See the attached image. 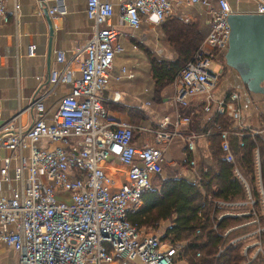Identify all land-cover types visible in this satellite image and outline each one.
<instances>
[{
  "label": "built area",
  "instance_id": "obj_1",
  "mask_svg": "<svg viewBox=\"0 0 264 264\" xmlns=\"http://www.w3.org/2000/svg\"><path fill=\"white\" fill-rule=\"evenodd\" d=\"M173 3L200 4L210 27L174 75V92L168 102L180 109L201 95L204 111L214 105V112L228 116L238 126L233 130L214 123L219 147L224 158L233 163L245 198H208L224 208L216 212V219L243 217L221 232L224 239L239 230L228 243L242 242L241 264H251L259 257L257 264H264V222L259 217L264 215V190L255 155L258 148L254 149V169L261 212L254 208L256 198L235 164L230 147L231 134L254 138L262 130L241 122L237 91L225 92L218 98L211 94L221 76L220 70L213 67L215 58L227 48V16L232 12L227 0H216V4L210 0H85V14L92 20L93 30L70 57V61L78 63L80 74L72 78L66 66L52 68L49 73L52 84L70 82L69 91L58 100L50 117L45 115V94L40 93L30 101L34 114L28 126L19 124L18 114L0 124V145L6 150L0 153V240L15 250L16 264H178L185 258L184 240L171 241L148 232L144 226L131 222L128 214L143 206L142 194L161 171L164 151L171 142L180 137L186 151L195 152L194 139L200 134L181 133L190 115H179L174 121L164 117L157 126L145 127L110 119L102 104V92L110 87L113 57L122 50L118 42L121 31L111 22L114 5L118 19L134 36L133 30L144 18L152 16L157 22L162 21ZM58 7H50L49 12L58 11ZM17 8L18 4H14ZM251 11L264 13V0H252ZM0 19H8L5 0H0ZM29 54H33L31 46ZM55 59L66 62L62 50L56 51ZM131 75V70L121 66L115 77ZM136 129L150 132L152 141L135 144ZM243 145L240 138L238 146ZM112 159L126 167L123 180L117 185L105 167ZM183 161L190 165L195 162L192 157ZM58 193L67 194L68 200L57 199ZM212 227H216V222ZM199 232L200 228H196L195 233ZM224 247L219 243L216 255ZM194 256H200V251Z\"/></svg>",
  "mask_w": 264,
  "mask_h": 264
},
{
  "label": "crops",
  "instance_id": "obj_2",
  "mask_svg": "<svg viewBox=\"0 0 264 264\" xmlns=\"http://www.w3.org/2000/svg\"><path fill=\"white\" fill-rule=\"evenodd\" d=\"M210 1L216 4V0ZM227 1L232 11H251L252 9V0ZM14 4H18L17 9H14ZM54 5H58L59 9L51 14L49 8ZM45 8H47L48 16ZM5 9L8 19L7 21L0 19V124L18 114L17 121L22 127H26L34 114L29 104L35 94H45L43 96L45 115L50 117L58 100L70 89V82L57 84L50 82L49 73L52 68L66 66L72 78L79 76V65L75 61H70V57L74 49L84 44L90 37L93 22L85 14V0H5ZM165 17H178L185 22L196 24L205 34L204 37L210 27L205 9L200 4L176 5L173 3L172 10ZM165 17L159 22L152 16L144 18L139 27L133 30L134 36H130V29L118 19V9L114 5L111 22L121 31L118 42L122 50L115 53L113 57L110 87L102 92V104L110 119L145 127L157 126L164 117L174 121L179 115L189 114L190 120L188 124L183 125L181 133L200 134L194 139L195 152L190 154V157L195 160L194 165L182 161L186 149L184 144H181L184 140L180 137H177L165 149L163 163L170 162L173 165V177H187L196 183L201 169L206 168V165L213 161L210 138L213 134H217L214 123L220 120L211 119L213 115H218V112L213 111L214 105L211 106L210 111L202 109L204 101L201 95L194 96L187 106L175 109L172 103L168 102V98L174 92V77L169 82L155 84L150 60L156 58L150 55L149 51L160 49L158 34L160 36L161 34L160 31H156V27L159 26L158 30L162 31ZM47 18L51 21V32ZM153 34L157 39L155 38L154 42L148 41V37ZM145 45L147 49L149 48L147 52L143 47ZM29 46L32 47V55L29 54ZM58 50L64 52L65 63L56 61L55 54ZM223 56L224 54L217 55L216 62L213 64V67L221 72L220 80L211 92L213 98H218L228 91H237L241 122L249 128L262 130L264 133V92L249 91L240 82L235 70L222 61ZM121 66L131 70L132 75L116 78ZM228 119L231 122L232 119L229 117ZM233 123L232 129L237 130L238 126H235V122ZM151 141L150 132L137 129L134 131L135 144L141 145ZM45 143L42 141V144ZM52 145L49 144V146ZM0 153H6L1 145ZM105 167L115 185L123 180L126 169L124 164L112 159L106 162ZM155 179L156 176L152 182ZM198 188L200 190L202 186L198 184ZM208 213L210 217L215 214L213 209ZM168 224L169 220L159 222V226L161 225L163 229L161 236ZM184 241L186 242V239ZM16 258L15 250L0 240V264H16Z\"/></svg>",
  "mask_w": 264,
  "mask_h": 264
},
{
  "label": "trees",
  "instance_id": "obj_3",
  "mask_svg": "<svg viewBox=\"0 0 264 264\" xmlns=\"http://www.w3.org/2000/svg\"><path fill=\"white\" fill-rule=\"evenodd\" d=\"M162 32L174 48L176 57L172 60L154 58L150 60V69L157 85L173 79L176 72L190 58L205 35L196 24L185 22L178 17H167L162 23ZM211 119L220 120L218 123L222 128H232L234 124L232 120L230 122L228 117L221 113L216 116L213 115ZM259 136L257 134L253 138L248 134H244L238 137L231 134L230 147L235 164L240 172L248 178L245 177L256 198L254 208L261 212L254 169V149L257 147L255 138L258 140ZM240 138L243 140V146H238ZM210 141L213 161L208 163L206 168L199 170L200 173L196 183L187 177H173L172 174L161 176V172H159L156 175L159 183L152 185L143 192V206L130 212L128 218L138 226L150 228H156L161 220H169L162 238L167 237L172 241L186 239L184 257L190 264H241L244 259L241 254L242 242L228 243L231 235L236 234L239 230L232 232L224 239L221 232L226 226L242 220L243 217L223 216L216 219V212L224 208L214 205L207 195L215 198L237 200L244 199L245 192L233 171V163L224 158L223 152L218 146V132L212 135ZM216 148L217 151H215ZM262 154L263 157H260L259 165L264 190V151ZM185 157L189 158L190 152L185 150ZM198 184L202 186L201 191ZM207 205H211V207L207 208ZM212 209L215 214L210 217L208 212ZM259 217L263 223L264 215L259 214ZM213 222H216L215 228L212 227ZM196 228H200L199 233H195ZM242 230L244 231V229ZM262 235L264 238V232H262ZM219 243L225 245V247L216 255V246ZM202 246L204 248L208 247L207 251L203 252L201 250ZM189 251L192 253L190 256H188ZM196 251H200V256H194ZM260 260L259 257L251 264H257Z\"/></svg>",
  "mask_w": 264,
  "mask_h": 264
},
{
  "label": "water",
  "instance_id": "obj_4",
  "mask_svg": "<svg viewBox=\"0 0 264 264\" xmlns=\"http://www.w3.org/2000/svg\"><path fill=\"white\" fill-rule=\"evenodd\" d=\"M47 22L51 32L49 18ZM227 22L229 34L223 56L225 64L235 70L249 91L264 92V13L232 11Z\"/></svg>",
  "mask_w": 264,
  "mask_h": 264
},
{
  "label": "rangeland",
  "instance_id": "obj_5",
  "mask_svg": "<svg viewBox=\"0 0 264 264\" xmlns=\"http://www.w3.org/2000/svg\"><path fill=\"white\" fill-rule=\"evenodd\" d=\"M159 29V26L156 27V31H160V34L161 36L158 34V39H159V42L158 44L160 45V49H156V51H149L150 52V55H153L156 59H165V60H170V59H174L176 57V52L174 50V48L172 47V45L169 44V42L166 40V37L164 34H162V31L161 30H158ZM155 38L157 39V37L153 34L152 36L148 37V41H151V42H154L155 41ZM146 48V45L143 46ZM149 49V48H148ZM147 48L145 49V51L147 52L148 50ZM151 50V49H150ZM222 61H224L222 59ZM132 63V62H131ZM226 68V66H225ZM224 68V69H225ZM224 71V70H223ZM223 73V72H222ZM225 73H226V70H225ZM223 122V121H222ZM221 122V123H222ZM224 123V122H223ZM263 132V131H262ZM259 133V139L257 140L255 138V143L257 144V148H258V151H257V154H255L256 156H258V161L260 163V157L262 156L263 157V154L262 152L264 151V133ZM182 141V140H181ZM219 143V142H218ZM181 144H185L183 142H181ZM218 148V146H217ZM217 148L215 151H217ZM202 150V149H201ZM256 158V157H254ZM257 161V160H256ZM177 167V166H175ZM173 165L170 163V162H166V163H163L162 164V169H161V173L160 175L161 176H165V175H168V174H174V172L172 171L173 169ZM246 177V176H245ZM247 178V177H246ZM248 179V178H247ZM262 181V180H261ZM159 183V179H155L153 182H152V185H157ZM263 185V184H262ZM216 186V185H215ZM64 194V193H63ZM57 199L61 198V197H65V199L68 200V195L67 194H64V195H61L60 193L56 194L55 195ZM210 206L207 205V208H210ZM145 230H148V232H154V233H157V234H160L163 232V229L161 227V225L156 227V228H150V227H144ZM185 240V239H184ZM208 247H201V250L204 252V251H207ZM192 253L189 251V255L190 256ZM178 264H190L188 260H186V258H183Z\"/></svg>",
  "mask_w": 264,
  "mask_h": 264
}]
</instances>
